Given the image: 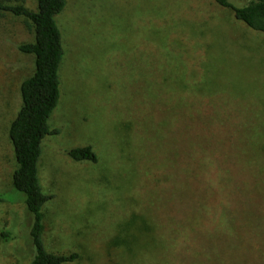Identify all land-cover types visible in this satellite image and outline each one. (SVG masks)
Instances as JSON below:
<instances>
[{"label": "rangeland", "instance_id": "374dc122", "mask_svg": "<svg viewBox=\"0 0 264 264\" xmlns=\"http://www.w3.org/2000/svg\"><path fill=\"white\" fill-rule=\"evenodd\" d=\"M238 6L249 0H230ZM37 10L38 0H11ZM61 95L39 169L44 241L65 264H264V33L214 0H67ZM0 10V192L35 55ZM92 145L97 161L71 148ZM33 216L0 202V264H31Z\"/></svg>", "mask_w": 264, "mask_h": 264}, {"label": "trees", "instance_id": "16d2710c", "mask_svg": "<svg viewBox=\"0 0 264 264\" xmlns=\"http://www.w3.org/2000/svg\"><path fill=\"white\" fill-rule=\"evenodd\" d=\"M11 0H0V10H5L31 20L35 40L20 46L25 53L35 55V70L21 83L22 106L9 128L14 147L17 168L12 177L13 189L24 197H7L0 192V202H25L33 216L30 236L35 248L31 264H65L74 261L78 253L69 255L50 252L44 241L43 206L51 198L44 192L40 176V159L43 140L59 130L49 125L61 95L60 69L65 57L63 34L57 16L64 10L67 0H38L37 10L24 4H10ZM218 5L233 11L237 20L249 28L264 33V0H249L238 6L230 0H214ZM70 157L76 161H97L92 145L71 148ZM4 241L14 238L10 230L3 229Z\"/></svg>", "mask_w": 264, "mask_h": 264}]
</instances>
